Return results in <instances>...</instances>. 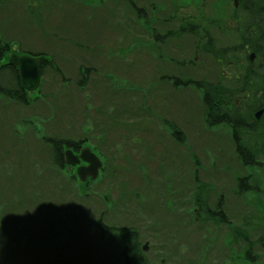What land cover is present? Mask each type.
Instances as JSON below:
<instances>
[{"label":"trees","instance_id":"trees-1","mask_svg":"<svg viewBox=\"0 0 264 264\" xmlns=\"http://www.w3.org/2000/svg\"><path fill=\"white\" fill-rule=\"evenodd\" d=\"M29 1L36 6L30 11L35 17L37 13L33 10H38L40 4L56 0ZM127 1L130 8H126L133 11L132 24L123 26L119 22L117 28L126 31L123 32L124 39L134 37L131 43L135 48L138 47L143 54H148L159 61L156 70L166 66V69H161L157 76L159 82H156V86L162 85L165 79L160 76L165 72L167 76L164 77L173 78L174 87L177 89L176 95L184 106L183 114L173 113L161 117L156 115L153 120L156 117L159 123L164 124L170 131V137L175 145L178 143L177 140L182 142L185 139L182 146H192L200 135L205 136L202 146L207 147L202 150L219 151L220 157L223 156L221 158L228 161L219 166L215 162L212 166L214 171L209 175V179L201 182L195 170L201 165L200 156L197 155L201 152L186 153L188 158L191 157L194 168L191 172L193 175L195 173L194 178L189 176V182L185 183H191L190 188L183 186L186 177L183 175L179 183L174 181L168 185L166 189L168 195L163 194L161 200L153 199L155 192L159 195V188L150 176H147L148 172L143 166L139 170L144 178L145 188L136 184H131V187L122 184V188L117 191L115 186L121 174L116 171H119L117 168L123 169V166L115 163L111 143L107 142V146L104 142L107 139L105 134L121 124H127L126 128L133 129L142 126L138 119L143 120L139 112L145 110L143 105L146 98L143 100L141 95L150 87L138 82L135 85L146 90L135 92L131 87L126 89L131 85L127 83L128 81H124L127 83L125 85L111 82V85H98L99 88L97 86L98 90H104L102 95L105 97L102 95L98 97L93 93L90 98L88 96L89 103L81 110L86 117L83 124L88 125L92 118L91 109L98 112L109 107L110 112H107L110 121L101 118L94 121L97 133L104 139L101 138L104 144L97 142L94 146V150L106 160L101 175L94 183L80 182L74 171L66 170L63 153L67 149L79 150L82 145L88 143V130H82L79 126L80 131L76 136L61 134L57 136L54 127H50L53 129L52 133H47L43 128L37 127L33 119L41 122L42 119H50L53 124L55 118H60V114H56L59 108L68 116L70 106L75 102L73 93L68 90V84L74 82L78 94L87 93L90 71H96L98 67L85 58L82 65L89 67L82 65L79 67L80 81L77 84L75 79L72 81V76H65L62 68L56 65L54 58H51L47 67L52 68L55 77L58 76L60 79H54V89L51 88L46 95L42 93L39 97L40 106H36L38 98L29 99L30 92L21 87L17 69L9 64L13 49L12 41L4 40L1 35L0 105L6 109L7 116H4L5 120L0 126V186H5L0 190V264H58L57 257L39 258L31 250V247L36 248V244L41 242V228L44 225L54 230L56 251L61 252L63 256L61 262L66 264H150V261L170 264L175 253L165 252L162 246L174 243L166 244L164 240H160L156 225L158 227L160 221L169 218L172 227L168 236L173 232L176 236L179 229L187 228L184 224L187 213L185 207L189 201L195 199L198 209L194 212V224L198 223L203 215H211L209 207L215 202L220 210L218 217L221 220L216 215L211 217L224 226V232L216 234L209 227L205 226L204 229L199 225L192 230L204 240L207 239L212 248L217 247L215 237L207 235L204 231L210 230L212 235H218L222 240L227 239L229 234L225 231L230 227L228 222L235 218L231 215V213L235 215V208H239L244 214L253 209L255 213L254 218L250 220L252 223L249 222L247 228L238 227L240 232L236 228L233 229L237 241L235 244L227 245L229 253L225 258L229 260V264H264V259H261L264 258V115L260 121L255 120V114L264 106V0H214L216 6L213 15L218 17L219 12L221 21H227L224 11L231 6L235 13L234 18L238 20L237 32H222V39L216 38L215 41L206 38L205 32H197L195 25L190 24L195 19L202 20L201 23L205 22L202 8L208 6L209 0H182L186 4L174 0L177 4L173 3L171 16L159 15L156 22L151 21L150 14L152 11L154 13L158 11L161 0ZM110 16L117 18L116 14ZM165 22H168L165 24L166 28L163 26ZM128 27H133L134 30L145 29V32H138V36ZM152 29L160 32H153ZM169 30L171 32H167ZM191 36L200 38L198 47L200 46L213 62L215 70L212 77L197 78L189 71L191 65L194 66L195 63L190 57H184V47L190 52L196 48V54L201 52L194 44L197 43L196 40L189 46L188 38ZM56 39L61 41V45L68 40L63 36ZM170 42H181L183 57L176 55L177 47H168ZM252 53L255 54L253 61L250 59ZM96 56V53L93 54V58ZM98 59L101 61L103 58ZM59 62L60 60H57V63ZM208 68L214 69L209 66ZM45 69L41 88L45 83ZM156 75L157 72L154 79H150L153 80L151 85L155 82ZM57 80L65 82L67 86L62 84L55 91L59 83ZM135 93L141 95L137 97ZM191 93L196 99L201 100V109L194 110L193 117H190L191 104L183 100V97L186 98ZM160 96L162 100L176 102L173 95L162 93ZM98 99L102 100L101 103L94 104ZM25 109L30 111L24 113ZM37 111L44 113V116L35 115ZM72 113L74 114V111ZM177 120L182 123L181 128L177 126ZM132 123L133 126H129ZM21 124H28L30 131H33L29 137H23ZM158 136L159 139L152 137L155 143L149 142V145H158V141L163 140L160 132ZM35 141L40 144L37 145ZM137 142L141 143V146L144 145L143 139ZM42 143L46 145L43 146ZM104 147L105 151L102 152L99 148ZM1 149L4 150L3 154ZM163 152L171 158L170 165L176 164L180 167L179 173L174 172L175 175L183 174L181 169L184 171L188 169L184 161L186 157L184 152H181L182 156L179 159L177 158L180 153L175 157V154L172 153L171 156L166 150ZM227 155L230 157H225ZM221 158H216L217 163ZM111 168L113 172L110 174ZM143 172L146 175H143ZM165 172L169 174L171 171ZM220 172L221 175H226L228 180L221 179ZM226 183L228 186L225 187ZM229 188L232 192L228 193ZM89 196L95 206L92 210H85L82 202ZM217 198H220L219 204ZM209 199L214 201L212 205ZM89 226L91 240H87L86 244L91 248L90 258L79 261L78 242ZM146 237L151 241L152 248L147 252L142 250ZM199 246L200 252L204 253L205 241ZM156 249L159 252L155 251ZM225 252L222 250L221 254ZM163 258L165 260L162 261Z\"/></svg>","mask_w":264,"mask_h":264},{"label":"rangeland","instance_id":"rangeland-1","mask_svg":"<svg viewBox=\"0 0 264 264\" xmlns=\"http://www.w3.org/2000/svg\"><path fill=\"white\" fill-rule=\"evenodd\" d=\"M159 2L161 6H158V11L156 13L152 11L150 14V19L153 22L159 20V15L162 17L171 16V9L174 6L173 3L177 4V2L174 0H161ZM182 2L186 4L185 1ZM207 3H209L208 6L206 8H202V12L205 16V22L201 23L202 20L198 19L192 20L190 22L191 25H195L197 32H205L206 38L212 39V41H215L216 38L222 39V32H237L236 28L238 26V20L234 18L235 13L231 6H228L224 11V17L227 19V21H221V14L219 12L218 17L213 15L216 1L209 0ZM126 7L130 8L129 2L127 0H105L104 2L102 0H56L50 3L40 4L37 8L38 10H33V12L37 13L34 17L30 11L35 9L36 6L32 5L29 0H0V37L2 35L4 40L12 41V52H15L14 48H17L16 50H18L19 53H28L31 51L30 53L33 55L41 54V56H46L47 58H50V60L51 58H54L56 65L62 68L65 76H72V81L75 79L77 84H79L80 81V77L78 75L79 67L85 63V58H88L89 61H92L94 66L98 67L95 69L96 71H90L88 86L89 90L84 94H78L76 92L74 82V85L68 84L67 86L65 82L61 83L59 80H57L59 83L56 85L55 91L59 89L60 85L64 84V86H67L69 88L68 90L73 93L75 102L70 106L71 111L69 112L71 114L69 113L68 116L63 114L59 108L56 111V114H60V118H55V120H53V124H51L50 119H42V122L38 119H33L36 122V126L43 128L47 133H52L51 130L53 129L50 127H54V131L56 132L57 136L58 134L76 136L77 132L80 131V126L82 130H88V144L94 148L97 142L103 143L101 141L102 136L97 133L94 121L100 118L106 120L107 122L110 121L108 119L109 114L107 112H110V108L106 107L105 111L99 110L96 112L93 111L89 106L88 111L90 112L91 109L92 112L90 113L92 118H90L88 125L83 124L86 121V117H84V112L81 110L83 107H85L84 105L89 103L88 96L90 98V95L95 93L98 97H100L104 90H98L99 86L111 85V82L123 85L129 83L131 85L127 86L126 89L131 87L135 92H145L146 90L145 88L135 85L138 82L144 84V86L150 87L143 95L135 93L137 97L141 95L143 100L146 98V101L143 105L145 110L139 112V114L143 117V120L138 119L140 120V123H142V126L133 129L130 127L126 128L125 125L127 124H121L120 126L115 127L114 130H111V132H107L105 134L107 141L103 138L102 139L104 142H106L107 146V142L111 143L113 152L112 157H115V163H119L118 165L123 166L124 169L117 168L119 171L116 172L120 173L121 177L117 179L119 182L116 184L115 189L117 191L121 189L122 184L126 187H131V184H136L142 188H145L144 178L141 174V171L139 170V168L141 169V166H143L148 172L147 176H150V179L159 188V195L157 192H155L153 194V199L157 200L160 198L161 200L163 194L168 195L166 192L168 185L174 181L179 183V181L183 179V175L186 176L183 180V186L188 188L191 184H185L189 182V176L194 178L195 175V173L193 175L191 172V169L194 170V168H192L191 157L188 158L186 153H189L190 151L195 153L196 151L201 152L200 154L196 153L200 156L199 160L201 165L195 169L199 174L201 182L207 181L209 179V175L214 171L212 166L215 164V162L219 166L227 163L228 160H223L221 158L223 156L220 157L219 151H212L211 149L210 151L208 150L209 152H205V150H202L207 146H202L205 136H201L200 134L199 139L201 140L195 139L192 143V146H182L185 139L181 142L173 137L178 141V143L175 145L172 141V138L170 137V131L167 130L164 124L159 123L158 118L155 117L153 120V116H150L153 115V109L157 111L159 116H166L173 113L183 114L184 106L183 102L179 100L178 95H176L177 89L174 87L173 78L167 79V77H164L167 76L165 72H163L160 76V78L165 79L163 83H161L162 85L156 86V82H159L157 76L160 74L161 69H166V66H161L160 69L158 68L156 70L154 58L148 54H143L144 52L139 51L138 47L135 48L131 43V40L134 39V37L129 36L128 39H124L123 32L126 31L117 28L119 22H121L123 26L125 24H132L133 11L127 9ZM111 14H116L117 18L111 17ZM119 18L120 20L117 21ZM115 20L117 23L114 22ZM166 23L168 22L163 23L164 28H166ZM128 28L137 35L138 32H145V29L143 30L139 28L134 30L133 27ZM65 32L68 34H62ZM60 36L68 39L64 45H61V41L56 39ZM202 37L204 38L203 34ZM199 39V37L191 36V38H188V43L190 46L194 40H196L197 43L194 44L197 46L199 51L201 50V52L196 54V48H193L195 50H191L190 52V50L187 51V48L184 47V57H190L194 60L195 67L191 65V68H189V71L192 75H195L197 78H209V76L212 77L214 75L215 67L206 52L202 50L200 46L198 47ZM180 43L170 42L168 47H177L176 55L183 57L181 51L183 50V46H181ZM95 53L97 56L96 58H93V54ZM98 57L103 59L99 61ZM62 59L64 64H62ZM57 60H60V62L57 63ZM82 66L89 67V65ZM208 66L214 69L211 70L208 68ZM45 67L46 74L44 77L45 83L43 88L40 87L42 83L41 82L36 91L29 94L30 100L32 97H34V100L36 97L38 98L39 101L36 103V106H40L41 99L39 97L42 95V93L46 95L47 92L51 91V88L54 89V79L59 78L58 76L55 77V74L51 71L52 68H49V66ZM117 68L120 70H117ZM155 72H157L155 82L151 85L150 83L153 80L150 81V79H154ZM124 81L128 82L126 83ZM152 87L153 90L151 91L150 89ZM162 93L173 95L175 97L174 99H176V102H173L172 100H162V97L160 96ZM120 97L122 98V96ZM183 100L191 104L190 117H193L192 112L194 110L201 109V100H198L195 96H192V93L191 95H187L186 98L183 97ZM101 101V99H98L97 102H94V104L99 105ZM135 104L140 105V103ZM158 109H161V111ZM29 111V109H25L24 113H28ZM72 111H74V114ZM5 114L6 109L2 108L0 105V126L2 125L1 122L4 121L5 117L7 116H5ZM35 115L43 117L44 113L37 111ZM176 123L177 126L179 125L181 128L182 123L178 120ZM129 126H133V123ZM20 127L22 129V135L24 138L29 137L33 132L30 131L28 124H21ZM182 130H184V128H182ZM159 132L163 136V140L161 142L156 140L159 142L158 145H149L151 142L155 143L152 137L159 139ZM185 135L186 133H184V136ZM142 139L144 141L143 146H141V143L137 142V140ZM35 143L37 145L40 144L37 141H35ZM41 145L45 146L46 144L42 143ZM99 149L102 152L105 151V147ZM164 150L170 152L171 156L172 153L175 154V157H178V154L180 153V156L177 159L182 156L181 152H184L186 157H183L188 169L185 171L184 169H181L184 173L175 175L174 172L179 173L178 170L180 167L176 164L170 165L171 158L163 152ZM1 151L3 154L4 150L1 149ZM151 155H153V157H151ZM225 157L230 156L227 155ZM102 158L104 162H106L103 156ZM216 158H221V161L217 163ZM165 171L171 172L168 174ZM112 172L113 171L111 168L110 174ZM143 175H146L145 172H143ZM220 177L221 179L228 180V177L226 175H221V172ZM3 183L5 184V182ZM210 183L214 184V182ZM226 186H228L227 183L225 184V187ZM4 188L5 186H0V190H3ZM191 190L194 191V189ZM237 191L238 189L236 190V198L239 197ZM149 201H151L150 198ZM209 202L210 205L214 203V201L210 199ZM217 202L219 204L220 198H217ZM82 204L85 210H92V207L95 206L90 196L86 197L85 202H82ZM197 209L198 203L196 202V199L189 201L188 205L186 204L185 210L187 213L185 215L186 223L184 224L189 229H179L176 236L174 235V232L168 236V233L172 227L169 218L160 221L158 227L156 225V230L159 233L158 238L160 240H164L166 244L174 243V245L162 246L165 252L167 251L169 254L175 253L174 258L170 261V264H229V260L225 258V256L229 253L227 245L235 244L237 241L233 229L236 228V230L240 232L238 227L241 226L243 228H247L248 223H252L250 220L254 218L253 216L255 211H253V209H249V212L244 214L239 208H235V215L234 213H231L232 217L235 218L228 222L230 223V227L225 231V233L229 234L227 239L222 240L218 235H212L210 230L204 231L207 233V235L215 237V246L218 248H212L211 243L207 239L204 240L202 236L196 234L192 230L195 226L199 225L203 226L202 228L204 229L205 226L209 227L216 234L219 232H224V226L216 221L214 217H211V215H216L218 217L220 210L216 206L215 202V204L209 207L211 215H203L200 218V221L194 224V212ZM25 210L28 213V210ZM11 220L13 221V219ZM222 223L224 224V222ZM41 229V242L36 244V248L31 247V250L39 258L48 259L55 256L57 259H59L58 264H66L61 262V259L63 258L61 252L58 251L57 253L56 251L54 230L47 225H44ZM90 234L91 228L89 226L85 229L83 238L78 242L79 261L84 259L89 260L90 258L89 253L91 248L86 244L87 240H91ZM143 241H149L151 246V241L148 237H146ZM203 241H205L206 249L204 253H201L199 245L202 244ZM149 249L152 250L151 247ZM217 249L218 251H216ZM222 250L226 251L223 255L221 254ZM118 251L119 250H117V252ZM155 251L159 252L157 249ZM261 259L264 258L261 257ZM161 260L163 261L165 259L163 258ZM150 264L160 263L150 261Z\"/></svg>","mask_w":264,"mask_h":264},{"label":"water","instance_id":"water-1","mask_svg":"<svg viewBox=\"0 0 264 264\" xmlns=\"http://www.w3.org/2000/svg\"><path fill=\"white\" fill-rule=\"evenodd\" d=\"M235 5L237 6L238 4L236 3ZM251 59H254V55H251ZM46 61L45 58L31 55L13 56L10 59V63L18 68L21 84L27 91H34L39 86L41 66ZM263 114L264 107L255 114V120L259 121ZM64 156L67 165L71 167L79 166L76 173L83 182H86L89 178L92 181L97 180L100 171L103 169L102 161L89 147L82 149L79 155H75L72 150H68L64 153ZM82 162L87 165L80 166Z\"/></svg>","mask_w":264,"mask_h":264},{"label":"flooded vegetation","instance_id":"flooded-vegetation-1","mask_svg":"<svg viewBox=\"0 0 264 264\" xmlns=\"http://www.w3.org/2000/svg\"><path fill=\"white\" fill-rule=\"evenodd\" d=\"M155 9H156V8H155ZM152 31H153V32H158V33L160 32L159 30H156V29H152ZM167 32H171V31L169 30V31H167ZM154 60H155V67L159 66V61H158L156 58H154ZM260 120H261V119H260ZM260 120H259V121H260ZM82 146H83V145H82ZM82 146H81V148H82ZM79 151H80V150H79ZM79 151L76 150L75 153H76V154H79ZM82 165H84V164H82ZM228 190H229L228 193H229V192H232L231 188H229ZM222 208H224L223 205H222ZM222 212H223V211H222ZM224 216H225V214H224Z\"/></svg>","mask_w":264,"mask_h":264}]
</instances>
